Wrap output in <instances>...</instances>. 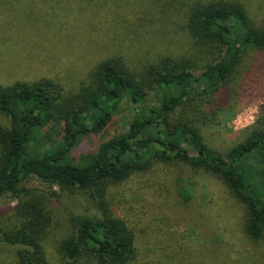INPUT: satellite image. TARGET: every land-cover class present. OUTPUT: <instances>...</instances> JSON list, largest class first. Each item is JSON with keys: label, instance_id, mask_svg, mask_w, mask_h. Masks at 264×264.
<instances>
[{"label": "trees", "instance_id": "trees-1", "mask_svg": "<svg viewBox=\"0 0 264 264\" xmlns=\"http://www.w3.org/2000/svg\"><path fill=\"white\" fill-rule=\"evenodd\" d=\"M110 1L118 9L109 27L127 41L75 89L45 76L0 77V199L16 201L0 207V247L11 248L0 264H53V256L61 264H139L137 225L118 213L124 205L114 193L160 165L219 182L240 211L243 237L264 245V0H140L124 15ZM41 4L0 0V70L4 59L23 64L6 56L7 39L42 38L55 26L56 14ZM247 98L259 103L256 120L223 150L212 148L205 128ZM124 102L132 106L127 131L72 157L80 138L102 131ZM34 179L48 188L28 186ZM53 187L85 203L61 226Z\"/></svg>", "mask_w": 264, "mask_h": 264}, {"label": "rangeland", "instance_id": "rangeland-1", "mask_svg": "<svg viewBox=\"0 0 264 264\" xmlns=\"http://www.w3.org/2000/svg\"><path fill=\"white\" fill-rule=\"evenodd\" d=\"M115 1L124 15L140 0ZM39 8L56 14L55 26L44 37L34 40L6 38V56L7 53L9 56L18 54L14 63L23 64L14 68L4 59L0 77L5 80L45 76L60 82L66 89H75L89 68L123 41L122 35H115L109 27L111 11L118 9L110 0H47V4ZM50 14L45 17L50 18ZM8 35H12L11 30ZM174 45H178V41ZM125 51L129 55L137 54L135 49ZM249 100L237 101L215 125L205 128L207 144L221 151L234 132L253 124L259 115V103ZM131 117L132 106L124 102L123 108L102 131L80 138L71 156L78 158L110 136L127 131ZM27 185L48 188L46 183L35 179ZM53 189L59 193V197L51 200L58 211L54 220H59L61 226L67 214L79 212L80 205L85 203L80 196L74 198L60 193L58 187ZM114 196L115 203L121 201L124 205L121 211L118 208V213L137 225L139 258L136 261L139 264H224L226 261L264 264L263 243L250 244L243 237L237 223L240 211L226 197L221 184L214 179L206 180L188 167L156 166L150 172L133 177L116 190ZM15 203L8 196L0 199V207ZM10 251L7 246L0 247L1 263L10 261ZM51 258L53 264H61L55 256Z\"/></svg>", "mask_w": 264, "mask_h": 264}]
</instances>
